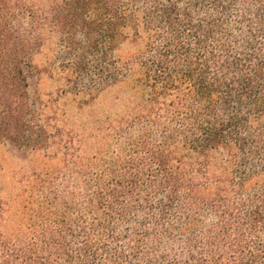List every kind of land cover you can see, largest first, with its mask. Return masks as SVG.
Segmentation results:
<instances>
[{"label":"trees","instance_id":"16d2710c","mask_svg":"<svg viewBox=\"0 0 264 264\" xmlns=\"http://www.w3.org/2000/svg\"><path fill=\"white\" fill-rule=\"evenodd\" d=\"M38 1L0 0V180L5 146L65 169L0 199V264H264V0ZM44 53L71 93L128 89L118 155L65 140Z\"/></svg>","mask_w":264,"mask_h":264},{"label":"rangeland","instance_id":"374dc122","mask_svg":"<svg viewBox=\"0 0 264 264\" xmlns=\"http://www.w3.org/2000/svg\"><path fill=\"white\" fill-rule=\"evenodd\" d=\"M126 51L125 47L119 49V43L116 44L115 60L118 65L119 54L125 55ZM34 64L38 74L34 77L32 89L50 105V112H54L56 125L65 140H75V147L81 145L82 155L91 156L98 152L107 153L108 156L118 155L119 119L127 111L123 100H129L128 89L119 85V78L97 93L74 94L65 87L61 77L49 73L45 53L36 55ZM1 159L0 199L11 208L21 205L19 194L36 173L53 170L57 173L65 169L61 155L54 157L53 154L25 153L11 146L2 147ZM56 173H53L54 178L60 176Z\"/></svg>","mask_w":264,"mask_h":264}]
</instances>
